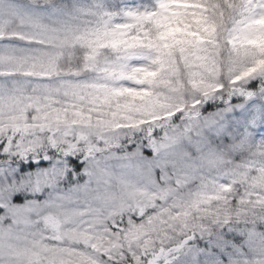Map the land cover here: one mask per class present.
<instances>
[{
    "label": "snow or ice",
    "instance_id": "6c2138e0",
    "mask_svg": "<svg viewBox=\"0 0 264 264\" xmlns=\"http://www.w3.org/2000/svg\"><path fill=\"white\" fill-rule=\"evenodd\" d=\"M0 264H264V0H0Z\"/></svg>",
    "mask_w": 264,
    "mask_h": 264
},
{
    "label": "clouds",
    "instance_id": "9594fccd",
    "mask_svg": "<svg viewBox=\"0 0 264 264\" xmlns=\"http://www.w3.org/2000/svg\"><path fill=\"white\" fill-rule=\"evenodd\" d=\"M192 188L186 189L185 192L188 191H192ZM140 203L145 207L146 213H145V218H147L148 215H155L158 213L159 209L161 207H167L172 203V197L170 196L167 200H157L154 203L156 204V208H152L151 205L140 201ZM213 207H215V205H212ZM135 210H134V206L131 207L128 215L125 217V220H127L128 218H130L131 215H135ZM137 220H140V216L137 215L136 216ZM141 223H144L143 220H140ZM164 227L165 229L169 232V234H174V232L172 231V225L171 222H169L166 218H165V222H164ZM175 227H178V225H176ZM158 246V243H157Z\"/></svg>",
    "mask_w": 264,
    "mask_h": 264
}]
</instances>
